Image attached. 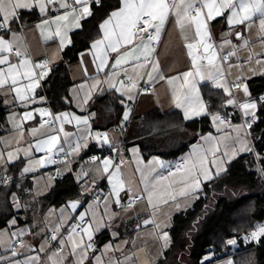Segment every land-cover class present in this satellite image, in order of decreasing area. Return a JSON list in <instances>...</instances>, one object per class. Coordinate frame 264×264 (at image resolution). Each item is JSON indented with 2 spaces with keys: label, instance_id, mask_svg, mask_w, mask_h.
Returning <instances> with one entry per match:
<instances>
[{
  "label": "crops",
  "instance_id": "obj_1",
  "mask_svg": "<svg viewBox=\"0 0 264 264\" xmlns=\"http://www.w3.org/2000/svg\"><path fill=\"white\" fill-rule=\"evenodd\" d=\"M94 6L92 5L93 12ZM119 6L120 0H117V5L100 20L97 27L98 36L91 40L87 47L80 50L73 61L68 62V84L66 86V94L63 96L67 98L70 106L62 109H55L52 106L49 96L43 91V82L51 74L52 69L61 62L63 50L71 44L68 42L69 40L71 41V33L79 28H75L71 23L64 25V22H61V31L66 33L64 47L61 48L60 37L55 35L56 24L44 25L43 21L54 20L57 15L63 14L64 9L59 11L52 9L45 15L40 14L38 8L31 11L21 10L19 12V20L23 23V27L20 29L16 28V21L11 25L13 31L19 37L17 41L19 48L26 53L27 58L32 62L34 71L39 74L43 70L47 72V75L40 81V87L35 90V102H30L26 105L15 99V93L8 87L0 88V103L6 107L2 123L4 132L0 135V153L3 154V159H0V175H12L18 172L28 175L24 180L16 182L18 190L13 191L10 195L14 215L8 219L5 226L0 228V233H5L3 237H0L3 240V243H0V264H25V261L33 257L39 258V264H51L49 261L50 256L53 257V261L56 264H62L64 257L68 258L67 264H74L76 259L69 254L71 249L70 242L66 243L62 251H58L55 247H50L47 235L51 231H55L57 228L60 229L69 223L71 215L77 208L73 209L71 204L76 203L78 206V194L76 197L67 199L59 206L42 204L39 198L48 192L56 179L51 176L53 172L51 170L52 163H45L42 167L39 164H30V162L42 158L46 159V153L35 150L37 142L47 139L50 135H59L60 143L57 149L63 147L70 152L71 147L80 140L82 135L86 134L87 126L83 124L77 126L76 121L73 120L72 123H64L63 132H59L60 122L54 120V124H44L40 120L42 118L41 114L36 109L47 110L53 118L64 113H68L70 117H89L91 135L87 138V147H82L79 154L73 153L70 155L74 161V177L76 182H78L79 190L82 193H88L95 186L100 185V187L84 208L79 211L78 215L87 213L85 216L87 221L92 219L93 212H96L99 216L100 213L105 211L104 202L107 198L109 203L107 208L108 217L105 219L111 218V221L109 227L94 235L93 243L96 251H89L88 259L85 260L84 264H96V257L101 258V264H109L110 261L114 262L117 259L121 261V264H155L172 242L170 227L173 216L192 207L199 196L203 183L210 181L216 176L215 169H213L211 174L212 178L204 179L201 176L200 188L192 195L181 197L179 192L182 185L177 182L186 175L187 168L191 167L190 161L180 171L172 170L175 175L169 176L167 180L160 182L157 186L158 194L153 195V206L150 207L147 193L144 192L145 183L141 182L142 174L150 181L152 176L157 174L168 176L169 172V168L157 167L156 160L163 161L171 167L176 157L181 159V163H183L184 159L192 152L193 146L208 147L209 145H215L220 150L216 154V159L218 162L221 158L225 161L222 165L225 169L228 161L238 155L250 152L239 151L240 143L235 137L238 134L246 142H249H247V145L253 151L251 140L245 139V132L240 131L237 133L234 130V126L244 124L241 111H239L241 114L240 118H228L221 111L209 112L208 110L210 114L219 113L221 117L228 121L224 125H218L212 121L210 114H202L194 116L192 119H185L183 109L177 108L173 103L171 88L167 84V78L190 69V58L187 56L185 44L192 40L193 31L192 29H186L185 33L182 34L179 26L175 23L174 17H169L162 31L161 40L156 46L155 57L160 62V68L159 74L153 73L154 78L152 81H149L146 75L147 72L151 71L150 66L138 68L135 71L133 69L134 63H144L143 58L139 62L130 61L116 69L111 67L115 63L116 57L131 49L132 45L122 47L119 53L109 50L108 66L103 71L97 70L96 64L99 61L93 63L95 50L91 49V44L95 40L103 38V32L99 26L108 18L111 11ZM226 16L227 13L225 17H218L211 22L213 40L217 45L223 39H230L232 42L231 46L223 49V54L226 51H232L233 46L236 48V55L231 56L223 64V70L226 73L225 79L231 85L237 81V77H242L243 83H246L249 89L248 80L261 74L264 70V62L260 64L255 62V54H264V43H262L264 41V32H261L258 28V14L257 17L253 18L255 24L251 29L247 25H237L230 28L226 23ZM82 22L83 20L81 24ZM236 32L242 33L240 39L236 38ZM229 33L231 35H228ZM0 35H4L5 39H12L11 34L5 35L0 32ZM184 35L188 36V41L184 39ZM245 41H248L247 47H242ZM135 42L139 43L138 40ZM250 53L254 55V59L251 63H247ZM8 55L12 63L19 62L20 58H17L15 53ZM43 58H46L49 62L48 67L46 69L35 68L34 66ZM260 58L264 61V56ZM0 67H6V65H0ZM85 69H87L86 72ZM125 70L127 75L133 77L137 85L130 93L134 97L131 100L127 96H122L119 92L111 89L108 84L103 83L115 72L118 75L113 76L112 79L119 87L118 81L121 79L126 80ZM160 75H163L165 79L161 80L159 78ZM97 80L102 83L96 88H92L91 85ZM26 83L28 81L21 79L20 84ZM139 84L150 86L151 91H139ZM208 84L215 88L211 81H203L198 85L200 96L207 107L209 106L204 94V88H207ZM107 91H113L120 103L123 101L121 103V121L116 125L108 124L110 119H114V116L111 115L110 111H103L99 107V102H97ZM249 92L251 98L258 104L262 95H253L250 89ZM233 95L239 101L245 99L241 90L233 89ZM85 99H87V103L84 102ZM126 109L130 111L128 119L125 121L123 114ZM171 110H176L180 113L181 122L176 124L168 123L160 128L158 125L162 119L158 113H165ZM29 111L33 113V118L24 121L22 117L25 112ZM230 111L232 112L234 109L231 108ZM205 116L208 118V129L198 132L196 138L179 151V148L189 136L195 134V130L186 125V123L193 120L200 121ZM123 123H128L129 125L125 135L126 142L119 153L118 161L116 163L113 162L109 168V173H112L115 171V165H119V174L125 184V189L120 192V203L116 204L114 202L116 199L115 195H110L112 193V184L106 178L108 174L103 172L102 161L104 159L113 161L111 154L113 151L108 147L115 145L120 139L122 134L121 125ZM34 129L36 130L35 132H33ZM64 133L69 135L65 137ZM96 133H107L110 144H103L94 139ZM209 135L215 139L206 141L204 138ZM222 139L225 142L223 144L225 146L224 149H221ZM81 143L83 144L84 141H81ZM233 147L237 150L235 156H233L232 152ZM17 149H19L18 152L16 151ZM94 149H102L103 151L93 156H86V152ZM133 149H136L137 152L133 153ZM143 151L149 154L145 156ZM8 152H13L14 154V159L11 162H6ZM56 152L58 150L54 149V153ZM176 152L178 153L176 154ZM224 152H228V154L230 152L229 156H222ZM93 157L98 159L93 161ZM212 159L213 156L209 154L208 160L211 161ZM30 166L33 170L24 172V169ZM205 167H208V165L206 164ZM137 168L140 171H137ZM153 168L156 169L155 172H152ZM58 171L59 177H61L68 172V168L65 165H61ZM113 183H115V180H113ZM173 195L176 196V201H172L171 197ZM165 199L169 203L164 204L163 200ZM98 200L99 203H97ZM176 203L180 204L179 209H177ZM13 220L16 221L15 224H12ZM146 220L153 222L145 224ZM157 224L160 225L159 229L155 226ZM165 224L168 225L167 228L164 227ZM261 225L263 224L261 223ZM72 227L73 225H69L67 234L60 239L67 241ZM256 228L257 225L252 231L256 230ZM163 231H167L169 235L167 247H164V241L160 238ZM13 233L17 235H13ZM245 237L241 241L242 244L252 242L245 240ZM75 238L78 240L79 236H75ZM18 240L21 243H17ZM239 244L240 242L236 241V244L232 246L233 249L237 248ZM106 245H111L112 248L106 249ZM41 246L44 247V251H40ZM117 248L119 250H116ZM13 251L17 252L16 256L12 255ZM54 253L56 255H53ZM225 260L230 261L231 257L214 258L211 261L207 259L202 264H220V262L222 263Z\"/></svg>",
  "mask_w": 264,
  "mask_h": 264
},
{
  "label": "snow or ice",
  "instance_id": "obj_2",
  "mask_svg": "<svg viewBox=\"0 0 264 264\" xmlns=\"http://www.w3.org/2000/svg\"><path fill=\"white\" fill-rule=\"evenodd\" d=\"M92 5H97L102 7V0H0V32L5 35L11 34L12 39H5L4 35H0V65H6V67H0V88L8 87L15 93V99L19 100L22 104H28L30 102H35V90L40 87V81L47 75L46 71H41L37 74L34 69L32 62L27 58L26 53L22 52L19 48L17 41L19 37L13 31L11 25L18 20L19 12L21 10H34L39 9L40 14L45 15L50 10L55 9L59 11L64 9L63 14L57 15L54 20H44V25H49L51 23L56 24L55 35L60 37L61 48L64 47V41L66 33L61 31V22L64 25L69 23L75 28H81V21L93 15ZM226 23L230 28L237 25H247L251 29L254 24V17H259L258 28L261 32H264V0H120V6L115 10L111 11L108 18L105 19L100 24V29L103 32V38L97 39L91 44V49L95 50L93 56V63L99 61L96 64L98 71H103L106 66H108V51L119 53L122 47H127L132 45L131 49L119 54L115 63L111 65L113 69L119 68L123 64H127L130 61L139 62L143 58L144 63H134V71L138 68H145L150 66L151 71L147 72L146 75L149 81L153 80V73L159 74L160 62L155 57L156 46L161 40L162 31L172 16L175 18L176 25L179 26L181 33L184 34L186 29H192V40L186 42L185 47L187 49V56L190 58V69L184 71L178 75L171 76L167 78V84L171 88L172 101L177 108H181L184 111L185 119H192L194 116H200L202 114H210L208 112V107L204 104L201 96L199 84L203 81H211L213 86L218 89H222L224 94L227 95V99L224 102V106H234L238 108L244 118V124L234 126V130L239 133L244 131L246 135L250 134L248 129H251L253 124L256 122L257 118V108L258 104L255 100L251 98L248 86L243 83L242 77H237V81L233 82L231 85L225 79L226 73L223 70V64L227 62L231 56L236 55V48L233 46V50L229 51L227 55L223 54V49L227 46H231L232 42L230 39H223L220 44H216L213 40L211 31V22L215 21L218 17H225ZM228 35H231L229 33ZM235 36L237 39L242 37L241 32H236ZM184 39L188 41V36L184 35ZM139 41L136 43L135 41ZM71 43V41H68ZM264 43V41H262ZM248 41L244 42L242 47H247ZM15 45V49H14ZM15 51V56L19 59L18 63H12L9 59V55ZM83 55V54H82ZM261 56L264 54H255V62L260 64L264 61L261 60ZM254 59L252 53L249 54L247 63H251ZM48 61L43 64H36L35 68L46 69L48 67ZM87 69H85V72ZM118 73H112L103 83L108 84L111 89L119 92L122 96H127L129 100L134 97L130 94L132 89L136 88V82L133 77L127 75L125 70L126 80L121 79L118 81L119 87L113 82L112 77L117 76ZM142 78V77H141ZM161 80L165 79L163 75H160ZM21 79L28 81L26 84H20ZM102 82L97 80L91 85L92 88H96ZM19 85V86H18ZM83 87V86H81ZM233 89L241 90L244 93L245 99L243 101H238L233 95ZM261 106H264V96L259 98ZM87 103V99L84 101ZM123 103V101H121ZM41 116L51 115L45 109H36ZM128 109L125 110L123 114V119L126 121L129 116ZM211 119L214 123L218 125H224L228 121L221 117L219 113L210 114ZM33 118V113L31 111L25 112L22 119L24 121ZM54 120L60 122L59 132H63L64 123H72L73 120L76 121L77 126L83 124L87 126L86 134L80 137L69 153V154H79L82 147H87V138L91 135L89 117H78L69 116L68 113L61 114L60 116L54 117ZM50 121L45 120L44 124H48ZM43 127V124H42ZM219 130V129H218ZM36 130L34 129L33 132ZM69 134L64 133L67 137ZM94 139L103 143L110 144L107 133H96ZM206 141H212L215 138L208 137L204 138ZM236 140L240 143V152L252 151V149L247 145L246 140L242 139L239 134ZM81 141H84L82 144ZM60 143L59 135H50L47 139L41 140L36 143L35 150L46 153V159L35 160V164L44 166L45 163H56L52 159L55 154L54 149L59 152H64L63 147L57 146ZM17 152L19 149L16 150ZM133 153L137 150L133 149ZM219 147L215 145L204 146H193V150L188 157H186L183 163L175 165L176 171H180L185 168L191 161V167L186 170V175H184L177 183L181 184L179 195L181 197H186L192 195L200 188V177L203 176L204 179L212 178L213 169H215V175H219L222 171H226L222 167L225 163L223 159L219 162L216 159V154L219 152ZM236 149L233 147V156L236 155ZM211 154L213 159L208 160V156ZM228 153H222V156H227ZM0 159H3V154L0 153ZM14 159L13 152H8L7 161L11 162ZM93 161L97 160V157L92 158ZM156 166L159 168H169L168 176L155 175L152 176L149 181L147 177L142 174V181L145 183L144 192L147 193V200L149 206L152 205L153 195L158 194L157 186L161 181L167 180L169 176L175 175L171 170V167L165 164L163 161L156 160ZM103 172L108 174L107 179L109 183L112 184V193L110 195H115V203H120V192L125 189V184L120 177V167L115 165V171L109 173V168L112 166L113 161L111 159H104L102 161ZM208 167H205V165ZM33 170L30 167H26L24 172ZM137 171H140L137 168ZM156 169L153 168L152 172ZM261 171H264L262 169ZM59 175V171L57 172ZM86 175V173H85ZM151 175V173H149ZM115 180V183H113ZM131 191V189H129ZM172 201H176V196L171 197ZM99 203V200L97 201ZM134 203V200H133ZM164 204L169 203L167 199L163 200ZM18 206V205H17ZM109 206L108 199H105L104 209L105 211L100 213L99 216L96 212L92 213V219L90 221L85 220L87 213L80 214L79 223L74 225L67 237L65 239H59L56 234H53L50 239L58 240L60 248L58 251H62L66 243L71 244L70 256L75 257L74 264H84L85 260L88 259L89 251L95 252L94 248V235L104 228L110 226L111 218L108 217L107 208ZM131 206V205H129ZM71 207L75 209L77 207L76 203H72ZM177 209H179L180 204L176 203ZM15 220L12 224H15ZM153 221H145V224L152 223ZM95 225V227H93ZM158 229L160 225H155ZM165 228L168 227L167 224L164 225ZM79 229V231H77ZM60 229L55 230L59 233ZM83 233V235H81ZM74 234V235H73ZM5 233H0V237H3ZM13 235H17L13 233ZM115 235V234H114ZM75 236H79L77 240ZM86 237V239H85ZM164 241V247H167L169 241V235L167 231H163L160 237ZM264 238V225L258 226L256 230L249 233L245 240L260 242ZM0 243L3 240L0 239ZM47 243V241H46ZM228 244H236V241L229 239ZM106 249H111V245H106ZM44 247L41 246L40 251H44ZM116 250H119L118 248ZM13 256L17 255L16 251L12 252ZM53 255H56L54 253ZM67 257L63 258L62 264H67ZM96 264H101V258L96 257ZM128 259V258H126ZM205 259H209L205 257ZM51 264H56L53 261V257H49ZM25 264H39V258L33 257ZM109 264H121L118 259L110 261ZM228 264H232L229 261Z\"/></svg>",
  "mask_w": 264,
  "mask_h": 264
},
{
  "label": "trees",
  "instance_id": "obj_3",
  "mask_svg": "<svg viewBox=\"0 0 264 264\" xmlns=\"http://www.w3.org/2000/svg\"><path fill=\"white\" fill-rule=\"evenodd\" d=\"M102 4V7L95 5L93 15L84 19L82 27L71 33V44L63 50L61 62L43 82V91L55 109L70 106L63 96L68 84V62L73 61L77 53L98 36L100 20L117 5V0H102ZM248 84L253 95L264 96V70L250 78ZM206 87L204 94L209 112L221 111L224 115L227 95L209 84ZM97 102L103 111H110L114 116V119L109 120V125L120 123L122 104L113 91H107ZM5 112L6 107L0 103V135L4 132L2 123ZM158 115L162 119L158 125L160 128L168 123L181 122V115L176 110ZM231 118H240L237 111H232ZM207 123L206 116L200 121L187 122L186 125L192 127L195 134L189 136L179 151L191 143L198 132L207 130ZM248 132L253 151L228 161L226 171L203 183L192 207L173 216L170 227L172 242L155 264H202L203 256L209 252H212L214 258L231 257L235 264H264V238L260 242L241 243L257 223L264 225V171H261L264 169V106H261L260 101L256 122ZM143 154L147 156L149 153ZM78 187L70 172H66L57 177L53 186L39 199L42 204L59 206L67 199L76 197ZM15 190H18L16 183L0 187V228L14 215L10 195ZM229 239L240 242L239 246L233 249L227 243ZM182 254L185 257L182 258Z\"/></svg>",
  "mask_w": 264,
  "mask_h": 264
},
{
  "label": "built area",
  "instance_id": "obj_4",
  "mask_svg": "<svg viewBox=\"0 0 264 264\" xmlns=\"http://www.w3.org/2000/svg\"><path fill=\"white\" fill-rule=\"evenodd\" d=\"M16 28L20 29L23 27V23L18 19L16 20ZM15 49V48H14ZM13 53H15V51H13ZM228 51H226L224 54L227 55ZM21 59V58H20ZM45 61H47L46 58L41 59V61H39L38 64H43ZM139 91H144V92H150L151 91V87L150 86H144L143 84H139L138 86ZM238 100V98H236ZM239 101V100H238ZM230 108L234 109V111H237V113L239 114V116H241L240 114V110L234 106H226L224 107V111H225V117H230L231 118V111ZM41 122L44 123L45 120L50 121V123L48 124H54V118L50 115H46L43 116L41 119ZM122 127V134L120 139L118 140V142L115 145H112L110 147H108L109 149H112V157H113V162L116 163L118 161V157H119V153L122 150L125 142H126V132L128 129V123H123L121 125ZM64 152H56L53 156L52 159L56 161V163H52L51 164V170H53L52 172V177L53 178H57L59 177V175H57L58 172V168L61 165H65L68 168V172H70V174L74 177V169H73V158L71 157V155H66V153H69V151L67 149H64ZM102 149H94V150H89L88 152H86V156H93L96 154H99L100 152H102ZM181 163V159H179L178 157L175 158V161L173 163V165L171 166V170L175 169V165ZM169 171V170H168ZM26 177H28V175L23 174L21 172H18L16 174L13 175H0V187L6 186V185H10L16 182H19L21 180H24ZM76 181V180H75ZM78 183V182H77ZM100 187V185L95 186L90 192L88 193H82L80 190L78 191V206L76 208V210L73 212V214L71 215V218L69 220V223L63 227L60 228L59 233H56L55 231H51L50 233H48L47 235V239L48 242L50 244V247H55L57 250L60 248V245L58 243V240H51L50 237L53 234H56L58 236V238L60 239L61 237L65 236L68 232V228L69 225H76L77 223H79V211L81 209L84 208V206L87 204V202L89 201V199L96 194L98 188ZM136 199V198H135ZM85 220L87 221V218L85 217ZM77 231H79V229H77ZM17 243H21L20 240L17 241Z\"/></svg>",
  "mask_w": 264,
  "mask_h": 264
},
{
  "label": "rangeland",
  "instance_id": "obj_5",
  "mask_svg": "<svg viewBox=\"0 0 264 264\" xmlns=\"http://www.w3.org/2000/svg\"><path fill=\"white\" fill-rule=\"evenodd\" d=\"M222 116H223V115H222ZM239 136H240V135H239ZM246 136H247V137H246ZM246 136H245V139H247V140L250 139L248 135H246ZM221 137H222V135H221ZM235 137H237V136H235ZM247 142H248V141H247ZM224 143H225V142H224V140L222 139V140H221V149H224V148H225V146L223 145ZM248 143H249V142H248ZM227 153H228V152H227ZM229 154H230V152H229ZM229 154H228L227 156H229ZM221 159H222V158H221ZM258 171L260 172V168H259V167H258ZM260 225H261V223H257V227L260 226ZM248 234H249V233H248ZM248 234H247V235H248ZM234 240H235V239H234ZM235 241H236V240H235ZM231 246H234V245L231 244ZM183 256L185 257L184 254H182V258H183ZM205 257H208V258H209L208 260H210V261H211L212 259H214V255L212 254V252H209V253L205 254V255L203 256V258H202V262H204V261L206 260ZM219 259H223V258H219ZM228 261H229V260H225V261L222 262V263L220 262V264H226V263H228ZM230 261H233V260L231 259ZM232 263L235 264L234 261H233Z\"/></svg>",
  "mask_w": 264,
  "mask_h": 264
}]
</instances>
